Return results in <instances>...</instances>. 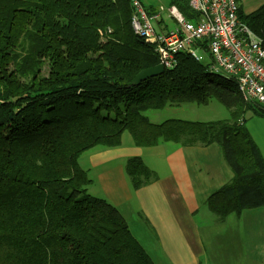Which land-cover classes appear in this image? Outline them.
<instances>
[{
  "label": "trees",
  "instance_id": "trees-1",
  "mask_svg": "<svg viewBox=\"0 0 264 264\" xmlns=\"http://www.w3.org/2000/svg\"><path fill=\"white\" fill-rule=\"evenodd\" d=\"M168 5L197 15L187 0ZM131 12L129 0H0V264H153L121 213L87 193L78 165L93 147H117L125 131L139 147L217 144L232 173L204 201L217 223L264 207V159L245 125L264 120V107L244 100L209 59L183 51L171 68L132 84L158 57L133 32ZM237 17L264 48V3ZM211 100L227 118L154 123L144 114ZM124 171L133 189L158 178L139 156Z\"/></svg>",
  "mask_w": 264,
  "mask_h": 264
},
{
  "label": "crops",
  "instance_id": "crops-1",
  "mask_svg": "<svg viewBox=\"0 0 264 264\" xmlns=\"http://www.w3.org/2000/svg\"><path fill=\"white\" fill-rule=\"evenodd\" d=\"M140 1L150 17L156 15L158 6L151 5L149 0ZM236 3L241 11L249 13L264 0H236ZM158 15L155 20L160 17ZM245 125L264 159V120L249 116ZM123 136L117 147L96 146L80 154L79 167L86 174L92 169L95 176L101 177L105 190L100 197L116 207L125 221L126 213L134 207V212L158 241V264H210L211 253L207 251L210 237H202L195 217L207 196L232 177L220 147L215 143L207 146L164 145L166 142L139 147L133 144L132 138L123 139ZM132 156L141 157L158 178L133 189L124 171L127 158ZM247 210L264 212V207L243 210L239 216L235 215L236 219L230 225H226L227 218L219 223L226 232L216 264H264V229L253 232L259 221L241 218ZM244 223L252 229L245 230Z\"/></svg>",
  "mask_w": 264,
  "mask_h": 264
},
{
  "label": "built area",
  "instance_id": "built-area-1",
  "mask_svg": "<svg viewBox=\"0 0 264 264\" xmlns=\"http://www.w3.org/2000/svg\"><path fill=\"white\" fill-rule=\"evenodd\" d=\"M129 2L133 32L154 44L164 69L175 64L181 51L199 60L197 50L205 45L210 69L234 77L242 98L264 107V48L261 39L238 19L236 0H187L197 14L191 19L174 5L159 6L150 17L140 0ZM163 11L178 24L168 34L156 33L149 21Z\"/></svg>",
  "mask_w": 264,
  "mask_h": 264
},
{
  "label": "rangeland",
  "instance_id": "rangeland-1",
  "mask_svg": "<svg viewBox=\"0 0 264 264\" xmlns=\"http://www.w3.org/2000/svg\"><path fill=\"white\" fill-rule=\"evenodd\" d=\"M149 2L153 6H158V7L163 6L164 8H166L168 5V0H149ZM158 16L160 17L156 20L154 18H149L150 24L158 33L168 34L169 32L175 30L178 27V24L175 21V19L171 17L166 11L161 12ZM197 55L199 56L201 62L205 63L208 61V57L200 50H197ZM57 60H58L57 52L53 51L49 63H54ZM144 114L151 122L154 123H159L169 118L205 121V120L224 119L228 117V111L215 100H211L206 105H197L194 102L170 104L160 109H148L144 111ZM123 135H124L123 139H131V136L127 131L123 132ZM170 144L171 142H166L164 145H170ZM154 163H149V164H154ZM80 164L82 165L81 160H80ZM87 176L91 179V183L88 186H86L87 193H89L92 196L104 199L103 197H100V195H102L101 193L105 190L101 184V177L95 176V173H93L92 169H89V173L87 174ZM104 200L108 202L106 199ZM120 210L125 215L123 209L120 208ZM260 211L261 210H259V212L253 213L254 210H247L243 212L241 216V218L244 219L245 218L247 219L249 217L250 219L259 221L258 225L261 226L259 228L258 225L255 226L253 228V232H256L257 229L261 231L264 229V222H263L264 212H260ZM125 216H126L125 218L127 225L133 236L144 247L145 251L150 255L153 262L155 264H158V249H157L158 241L154 233L147 226L144 220L141 219L136 212H134V207H131ZM226 218H227L226 225H230L231 222H233V220L236 219L234 214H230ZM195 220L197 223L200 224V234L202 235V237L203 238L210 237V239H208V250H207L208 253H211L210 264L218 263L220 259L216 258L218 256L217 252H220L222 248L221 246L222 238L226 232V229L222 224H219L215 221V215L212 212H210V210L207 208L205 204L202 205L198 215L195 217ZM242 226H245V230H247L249 227L250 229H252L251 226H247L245 223Z\"/></svg>",
  "mask_w": 264,
  "mask_h": 264
},
{
  "label": "water",
  "instance_id": "water-1",
  "mask_svg": "<svg viewBox=\"0 0 264 264\" xmlns=\"http://www.w3.org/2000/svg\"><path fill=\"white\" fill-rule=\"evenodd\" d=\"M164 70L163 66L161 64H157L152 67L144 68L139 70L136 75L132 78V84H138L141 81H144L152 76H156L160 73H162Z\"/></svg>",
  "mask_w": 264,
  "mask_h": 264
}]
</instances>
